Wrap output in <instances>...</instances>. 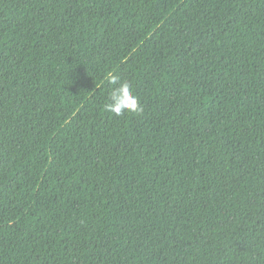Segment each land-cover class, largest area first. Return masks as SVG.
<instances>
[{"label": "trees", "instance_id": "obj_1", "mask_svg": "<svg viewBox=\"0 0 264 264\" xmlns=\"http://www.w3.org/2000/svg\"><path fill=\"white\" fill-rule=\"evenodd\" d=\"M0 264H264V0H0Z\"/></svg>", "mask_w": 264, "mask_h": 264}, {"label": "clouds", "instance_id": "obj_2", "mask_svg": "<svg viewBox=\"0 0 264 264\" xmlns=\"http://www.w3.org/2000/svg\"><path fill=\"white\" fill-rule=\"evenodd\" d=\"M109 83L112 86L104 110L121 116L125 113L139 114L143 111L138 97L134 95L132 85L127 80H121L116 75H110Z\"/></svg>", "mask_w": 264, "mask_h": 264}]
</instances>
